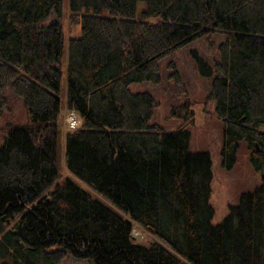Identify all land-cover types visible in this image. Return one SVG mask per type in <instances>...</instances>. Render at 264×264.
I'll use <instances>...</instances> for the list:
<instances>
[{"label":"trees","instance_id":"16d2710c","mask_svg":"<svg viewBox=\"0 0 264 264\" xmlns=\"http://www.w3.org/2000/svg\"><path fill=\"white\" fill-rule=\"evenodd\" d=\"M66 9L0 0V101L10 87L30 114L2 131L0 264H264V180L214 224L210 154L190 151L186 127L150 125L156 99L130 89L158 82L159 62L192 40L224 34L205 70L224 123L222 163L234 165L245 139L264 165V0H68ZM66 109L81 117L67 132ZM190 111L188 102L174 114ZM135 224L149 243L137 242Z\"/></svg>","mask_w":264,"mask_h":264},{"label":"rangeland","instance_id":"374dc122","mask_svg":"<svg viewBox=\"0 0 264 264\" xmlns=\"http://www.w3.org/2000/svg\"><path fill=\"white\" fill-rule=\"evenodd\" d=\"M67 3L68 0H63L65 10ZM224 40V34L208 32L163 58L159 62L158 82L134 80L130 83L133 92L148 91L156 99L157 105L150 125L164 130L186 127L191 132L190 151L210 154L213 172L210 204L214 209V224L227 218L233 206L240 203L242 195L254 191L264 180V165L259 167L253 162L252 149L245 139L240 141L234 165L228 168L222 163L224 123L218 115L215 100L209 96L214 75L205 70L206 64L213 66L219 60V45ZM4 97L0 101V146L5 141L4 128L30 120L22 96L8 87L4 90ZM188 102L191 105V117L188 120L174 114L177 106ZM71 113L68 109L62 113L65 132L70 130ZM79 120L81 124V118ZM59 145L58 166L62 169L64 154ZM65 174L69 175V172L65 171ZM133 235L142 244L149 243L152 238V234L138 224L133 227ZM60 264L90 262L68 257Z\"/></svg>","mask_w":264,"mask_h":264},{"label":"built area","instance_id":"2783aa9c","mask_svg":"<svg viewBox=\"0 0 264 264\" xmlns=\"http://www.w3.org/2000/svg\"><path fill=\"white\" fill-rule=\"evenodd\" d=\"M80 124V120L76 112H72L69 117V127L70 129H76Z\"/></svg>","mask_w":264,"mask_h":264},{"label":"water","instance_id":"95a60500","mask_svg":"<svg viewBox=\"0 0 264 264\" xmlns=\"http://www.w3.org/2000/svg\"><path fill=\"white\" fill-rule=\"evenodd\" d=\"M256 149H257V150L259 149V146H258V144H256Z\"/></svg>","mask_w":264,"mask_h":264}]
</instances>
